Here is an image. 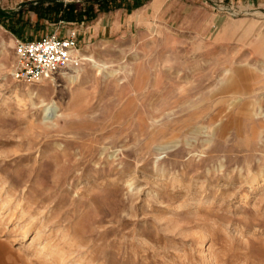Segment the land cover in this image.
I'll use <instances>...</instances> for the list:
<instances>
[{
  "label": "rangeland",
  "instance_id": "1",
  "mask_svg": "<svg viewBox=\"0 0 264 264\" xmlns=\"http://www.w3.org/2000/svg\"><path fill=\"white\" fill-rule=\"evenodd\" d=\"M73 30L76 66L15 78L17 41ZM239 97L264 105V0H0V264H264Z\"/></svg>",
  "mask_w": 264,
  "mask_h": 264
},
{
  "label": "built area",
  "instance_id": "2",
  "mask_svg": "<svg viewBox=\"0 0 264 264\" xmlns=\"http://www.w3.org/2000/svg\"><path fill=\"white\" fill-rule=\"evenodd\" d=\"M77 31L57 33L35 40H19L15 46L17 62L14 76L18 81L37 83L71 66H76Z\"/></svg>",
  "mask_w": 264,
  "mask_h": 264
},
{
  "label": "bare ground",
  "instance_id": "3",
  "mask_svg": "<svg viewBox=\"0 0 264 264\" xmlns=\"http://www.w3.org/2000/svg\"><path fill=\"white\" fill-rule=\"evenodd\" d=\"M242 76V75H241ZM52 78V77H51ZM242 78L244 79V77L242 76ZM44 79V78H43ZM42 80V79H41ZM40 80V81H41ZM39 81V82H40ZM228 82H232L234 85H236V83H234V78L231 76L229 78V81ZM253 85V84H252ZM251 86V85H250ZM244 97V96H243ZM249 98H251L249 96ZM237 100V103L240 104V109L238 111V114L240 116H243L244 118H250V119H253L254 116L256 114H258V109L262 110L264 108V105L262 103H258L254 100V102L252 103L251 107H248L244 102H243V98L239 97V98H235ZM246 100V99H245ZM252 101V100H250ZM52 109V106H49L45 112L48 113V111ZM262 113V111L260 112Z\"/></svg>",
  "mask_w": 264,
  "mask_h": 264
},
{
  "label": "trees",
  "instance_id": "4",
  "mask_svg": "<svg viewBox=\"0 0 264 264\" xmlns=\"http://www.w3.org/2000/svg\"><path fill=\"white\" fill-rule=\"evenodd\" d=\"M94 1V3H97L99 6H102L103 4H106L107 3V0H93ZM74 7H73V5L71 4H67L66 6H65V8L63 9V14L66 16V17H69L70 19L69 20H73V18H74ZM92 11V10H94V4H92L91 5V7L90 8H87V12H89V11ZM92 16H91V18L94 16L93 14H91Z\"/></svg>",
  "mask_w": 264,
  "mask_h": 264
}]
</instances>
